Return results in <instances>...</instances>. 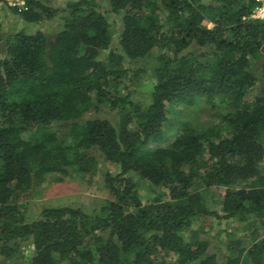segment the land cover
<instances>
[{
	"label": "trees",
	"instance_id": "obj_1",
	"mask_svg": "<svg viewBox=\"0 0 264 264\" xmlns=\"http://www.w3.org/2000/svg\"><path fill=\"white\" fill-rule=\"evenodd\" d=\"M25 1L21 13L5 0L0 8L57 29L8 37L0 59V258L14 259L31 242L29 264H264V23L251 19L256 0ZM111 15L122 20L116 46ZM151 57L143 106L127 83L131 66ZM202 98L229 108L221 124L184 125L171 145L152 149L172 105ZM76 174L102 177L111 200L100 215L59 207L28 219L22 199ZM133 174L154 188L153 200L144 202ZM213 188L224 189L218 210L203 192ZM208 219L239 224L251 245L233 230L201 239L193 223Z\"/></svg>",
	"mask_w": 264,
	"mask_h": 264
},
{
	"label": "rangeland",
	"instance_id": "obj_2",
	"mask_svg": "<svg viewBox=\"0 0 264 264\" xmlns=\"http://www.w3.org/2000/svg\"><path fill=\"white\" fill-rule=\"evenodd\" d=\"M66 0H54L53 4L61 6ZM0 59L5 54V44L8 37L14 36L19 32L34 33L37 30L53 32L57 29L55 22L48 25H32L24 22L19 15L9 8H0ZM111 31L114 35L113 45L118 44L119 33L122 28L121 17L111 15L109 17ZM212 28V24H207ZM154 57V56H153ZM147 58L145 61H139L132 65V81L127 83L128 91L132 93L133 100L143 106L150 102V95L153 87L150 69L154 58ZM128 66V65H127ZM129 67V66H128ZM169 122L166 126L164 140L154 144L151 148L168 147L182 132L184 125H189L194 129L201 130L219 126L222 117L229 112V108L209 104L205 99L197 100L191 106L183 104L172 105L170 108ZM102 118L114 120L115 115L103 113ZM113 174L118 172L115 166L109 167ZM134 181L139 185L140 194L144 202L153 200L156 191L150 183L142 180L139 176L133 174ZM206 195L208 205L215 210L219 209L220 201L223 196V188H213L208 191L203 190ZM111 200V196L102 184V177H96L90 180L88 176L73 175L61 183L43 185L37 187L28 199H22L29 220L37 219L43 208L72 207L80 209L89 215H100L106 202ZM192 229L199 233L201 239L215 242L216 237L225 230H233L238 236L243 238L246 249L251 245L247 233H245L239 224L220 225L212 219L196 220ZM32 254L31 242L24 243L22 252L14 259L7 261L0 258V264H29V258Z\"/></svg>",
	"mask_w": 264,
	"mask_h": 264
},
{
	"label": "built area",
	"instance_id": "obj_3",
	"mask_svg": "<svg viewBox=\"0 0 264 264\" xmlns=\"http://www.w3.org/2000/svg\"><path fill=\"white\" fill-rule=\"evenodd\" d=\"M10 8L18 10V12L27 11L25 0H5ZM257 6L255 7L251 19L258 20L264 23V0H256Z\"/></svg>",
	"mask_w": 264,
	"mask_h": 264
}]
</instances>
